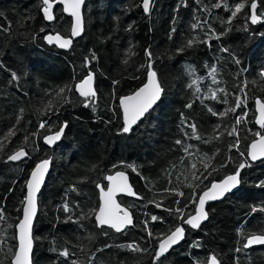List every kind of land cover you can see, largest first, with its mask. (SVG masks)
<instances>
[{"label": "trees", "instance_id": "1", "mask_svg": "<svg viewBox=\"0 0 264 264\" xmlns=\"http://www.w3.org/2000/svg\"><path fill=\"white\" fill-rule=\"evenodd\" d=\"M238 2L246 8L228 23ZM250 2L152 0L145 12L141 0H87L82 9L83 34L68 50H60L43 41L48 32L68 34L71 19L60 7L55 8L54 19L46 22L40 0H0V142L5 145L0 150V209L4 215L0 264H10L25 183L32 164L44 157L51 158L52 167L38 197L33 264H88L89 257L93 264H150L156 237L181 222L175 209H183L184 218L194 212L189 201L200 191L201 182L194 180L192 164L202 179L207 172L201 160L212 158L211 175L203 180L208 183L235 172L247 161L248 143L258 129L253 100L260 97L264 101V77L260 75L264 72V0H256L261 17L256 24L248 18ZM218 3L220 7L215 6ZM211 30L224 34L217 38ZM192 38L200 43L186 47ZM149 63L164 94L128 134L122 133L117 99L144 82ZM213 66L215 81L209 75ZM87 72L95 79V110L86 107L85 98L74 89ZM13 73L19 79L14 80ZM193 79L197 84L190 87ZM65 86L72 91L57 96ZM217 89L224 91H217L218 98L212 99ZM49 101L51 111L45 107ZM209 108L217 113L229 108L236 111L221 118ZM238 116L240 124H236ZM41 121L47 126L40 128ZM62 123H66V132L61 141L45 147L42 136ZM190 124L196 126L195 136ZM13 125L16 135L5 139ZM259 130L264 134V128ZM217 133H222L221 138L211 139ZM237 142L238 147H231ZM20 147L27 158L8 161L7 156ZM114 169L126 170L141 196L140 200L119 197L134 216L133 227L119 233L97 228L94 216L77 221L97 208L96 184ZM240 174L241 187L209 204L206 222L196 229L189 227L185 240L162 257L160 264H207L210 255L219 264H264V245L243 248L249 235L264 234V212L252 211L264 207V160L251 162ZM165 189L175 191L169 194ZM152 216L159 219L152 221ZM131 243L146 251L125 247ZM64 249L69 256L61 255Z\"/></svg>", "mask_w": 264, "mask_h": 264}, {"label": "snow or ice", "instance_id": "2", "mask_svg": "<svg viewBox=\"0 0 264 264\" xmlns=\"http://www.w3.org/2000/svg\"><path fill=\"white\" fill-rule=\"evenodd\" d=\"M62 2L65 4L64 11L70 12L73 19V23L71 26V37H77L80 35L81 31L83 30L82 27V17L80 14V8L81 4L83 3V0H62ZM42 9L43 16L47 21H52L54 19L53 15V3L52 0H42ZM142 6L143 10L145 12L149 11L150 8V0H142ZM216 7H220V4H216ZM246 8V4L244 2H238L234 5L233 10L231 11V16L228 17V23H231L233 18L237 17L238 14L241 13L242 10ZM250 10H251V23L256 24L261 17L257 15V4L256 0H251L250 2ZM192 27L195 29L198 27L197 24H193ZM43 32L44 29H41ZM212 35L219 38V36L223 35L224 33L216 34L214 30H211ZM44 40L48 42V44H55L61 49L69 48V46L72 43V40L70 38H65L61 36L59 33L52 35H45ZM200 43V41H197L195 38L189 39L187 41L186 47L191 48L194 47L195 44ZM180 51H184V49H180ZM223 51H227V49H223ZM127 53L129 56L132 54V49L129 47L127 49ZM149 58H151V53H146ZM95 57L93 56V59ZM234 62L238 65L240 64V60L238 58L233 57ZM91 61L89 60L88 63ZM125 63H127V60H125ZM189 71L191 72V66H187ZM148 81L143 85V87L139 88L137 91H135L132 95L129 96H123L120 97V106L123 110V126L120 129L122 133H129L134 125H137L138 121H141L142 118L146 116L147 113H149L150 109L153 108L155 104H157L158 101L162 99V96L164 94V89L161 85V83L158 80L157 73L152 70V65H148ZM216 67L213 66L209 72V75L212 77V79L215 81L216 76ZM262 77H264V72L260 74ZM12 78L19 79V77L13 73ZM202 79V78H201ZM94 82V76L91 72L88 73L87 76L84 77L83 80H81L79 83H76L74 85V89L76 92L79 93V95L83 98H85L86 107H92L93 110H95V103H96V97L97 92L93 87ZM113 83H116L115 81ZM197 84V79H193L191 82V86H194ZM65 91L71 92L72 87L65 86L59 89V92H57V96H60L61 94L65 93ZM197 91L199 89L197 88ZM217 91L223 92L224 89H217L215 91H212L211 98L217 99ZM51 101H49L48 105H46V109L51 111ZM257 104L259 106V117L257 119V123L261 125L262 128H264V101L257 100ZM240 106V98L237 97V104L236 107ZM190 107V105H189ZM209 112L213 116H219V117H225L228 112H235V108H229L226 109L223 112L217 113L214 112L211 108L208 109ZM241 117L236 118V124L241 123ZM17 123H19V117H17ZM47 126L46 121H41L39 127L44 128ZM192 129V133L195 136L196 134V126L194 124L188 125ZM66 127V124L60 128L59 131L55 132L53 135L46 136L44 139L47 144L52 145L54 142L59 141L61 138L62 133L64 132V129ZM216 128H220V125H216ZM233 131H229L227 134L229 136L233 135ZM16 135L15 125L11 129H9V132L6 134L5 139H11V137ZM222 133H217L215 136H213L211 139H219L221 138ZM256 136L258 137L255 139L252 144L248 148V156L252 161H255L259 158H264V135H261L260 133H256ZM197 139H200V137L196 136ZM25 142L28 140V137H24ZM206 143L208 141H205ZM176 143L179 145L181 144V141L177 140ZM191 147V146H189ZM231 147H238L237 145H231ZM5 148V145L0 142V150H3ZM185 152H188V148H185ZM28 155V153L25 151L24 147H20L18 150L14 151L12 154L7 156L8 161H20L23 158H25ZM206 161V162H205ZM49 159H44L41 162H39L35 168L32 170L30 178L26 182L27 186V194L24 198V201H22L23 205V219L20 220V222L15 226L18 229V239H19V247L16 249H10V253H12V258L10 261V264H31L30 260V253L32 251V244H33V237H32V219L36 215L37 211V193L40 190L41 184L44 181L45 173L49 170ZM201 163L203 165V169L205 172H207V175H203L201 179V175L199 173V170H197V165L195 163L192 164V169L196 170L193 172V178L194 180H198L201 183L203 180H206L208 178V175H211V171H209V167L212 163V158L205 156ZM115 167V166H114ZM246 167L245 164L241 163L239 165V168L235 172V174L226 176L223 180L220 181H213L211 183V187L207 188V190L203 191L202 194H199L198 199L199 203L196 208V214L189 216L187 219L184 218V211L181 208L175 209V214L178 215L181 219V222L183 225H189L191 228L196 229L201 225V222L206 220L208 218V213L205 210V204L208 201H215L222 197H224L226 194L233 191V189L237 188V186L241 183L240 179V169H243ZM135 170V169H133ZM215 169H212L214 171ZM106 179L109 181L107 191L104 190L100 185H97L98 188H100V204L99 209L95 210L93 209L89 213H87L84 216L77 217V221L87 219L88 216H94L95 220V226L101 230L104 229L105 226H107L109 229L115 230V232H121L124 230L127 226L132 225L133 220L130 212L127 209H121L119 204L115 201V196L117 193H124L126 192L130 196H135L136 193L132 192L131 187L129 186L127 182V177L123 172H116L115 175H109L106 177ZM199 186V185H197ZM261 186H264V181L261 182ZM166 192L169 194H172L175 189H165ZM178 195L183 196V192H179ZM195 195V193H194ZM179 204L180 202L177 201ZM155 206L157 208L161 207L160 203H156ZM187 207V205H185ZM262 211L264 212V207H261L259 209L253 208L252 211ZM64 211H69L68 204L64 205ZM169 212H172V209H168ZM4 219L3 210L0 209V220ZM69 219H72V217H69ZM152 221H156L159 218L157 216L151 217ZM145 228L148 226V222L145 221ZM107 235V233H105ZM149 237L153 236V233L151 231H148ZM185 236V228L183 226H177L173 231H171L169 234H161L156 237L158 240V245L155 248L154 254L152 255L150 264H160L161 258L165 256L166 253L174 246L177 245ZM254 245H264V234H252L249 235L246 239V243H244L243 248L247 249ZM197 247L199 245H196ZM105 247H108V245H105ZM128 249L132 251H146V249H142L139 247V245H136L135 243H131L126 245ZM101 249H96V251H100ZM237 252L241 251V249H236ZM68 249H64L61 252V255L63 256H69ZM95 252L92 253V256H95ZM75 264V262H73ZM88 264H93L92 258H88ZM208 264H219L217 261V258L215 255L211 256L209 258Z\"/></svg>", "mask_w": 264, "mask_h": 264}, {"label": "water", "instance_id": "3", "mask_svg": "<svg viewBox=\"0 0 264 264\" xmlns=\"http://www.w3.org/2000/svg\"><path fill=\"white\" fill-rule=\"evenodd\" d=\"M41 2H42V0H40ZM151 1L152 0H150V5H151ZM86 2V0H83V3L81 4V8H80V14H81V17H82V27H83V22H84V20H83V16H82V7H83V5H84V3ZM52 3H53V12H54V7L58 4V3H60L61 5H62V11L66 14V15H68V16H70L71 18H72V22H71V25H70V35L69 36H66V35H63V34H61V33H59L61 36H63V37H65V38H70L71 40H72V43H73V39H75V38H77V37H71V26H72V23H73V17H72V15H71V13L70 12H66V11H64V8H65V4L62 2V0H53L52 1ZM256 4H257V2H256ZM141 6H142V3H141ZM142 8H143V6H142ZM257 8H258V4H257ZM250 15H251V10H250V4H249V21L251 22V19H250ZM258 15V14H257ZM42 16H43V12H42ZM259 16V15H258ZM43 18H44V16H43ZM44 20L46 21V22H51V21H47L45 18H44ZM260 21V20H259ZM83 32V30L81 31V33ZM58 32H48V33H45L44 34V36L45 35H49V34H52V35H55V34H57ZM81 33H80V35H81ZM79 35V36H80ZM44 36H43V41H44V43L46 44V45H48V46H55L57 49H61V48H59L57 45H55V44H48V42L46 41V40H44ZM72 43H71V45L69 46V48L72 46ZM69 48H65V49H61V50H68ZM150 64V63H149ZM148 64V65H149ZM148 66H147V70H146V73H145V80H144V82L135 90V91H137L139 88H141V87H143V85L145 84V83H147V81H148ZM152 70H154L153 69V67H152ZM155 71V70H154ZM156 72V71H155ZM88 73L89 72H87V74L86 75H84L83 77H81L79 80H77L76 82H75V84L76 83H79L81 80H83L84 79V77L85 76H87L88 75ZM92 73V72H91ZM93 74V73H92ZM158 77V76H157ZM159 80V79H158ZM160 82V81H159ZM93 87H94V89H95V83L93 82ZM76 93H78V92H76ZM134 93V92H133ZM132 93V94H133ZM79 94V93H78ZM132 94H130V95H132ZM129 96V95H128ZM257 100H260V101H263L260 97H257V98H255L254 99V101H253V106H254V111H255V117H254V122H255V124H256V126L257 127H259V128H262L261 127V125L259 124V123H257V119H258V117H259V106H258V104H257ZM120 109H121V117H122V123H123V110H122V108H121V106H120ZM143 119V118H142ZM139 122V121H138ZM64 126V125H63ZM135 126V125H134ZM133 126V127H134ZM60 130V129H59ZM58 130V131H59ZM54 134V133H53ZM53 134H50V135H53ZM50 135H48V136H50ZM62 136V135H61ZM255 140V139H254ZM254 140H252L249 144H248V146H247V156H248V148H249V146L252 144V142L254 141ZM58 141H56V142H54V144L55 143H57ZM44 143L47 145V146H53L54 144H52V145H49V144H47L46 143V141H45V139H44ZM24 159V158H23ZM248 160L249 161H251V162H254V163H257V162H260V161H262V160H264V158H259V159H257V160H255V161H252L251 159H250V157L248 156ZM13 163H16V162H19V161H12ZM243 164H245L246 165V162L245 161H243L242 162ZM50 164V163H49ZM238 168H239V166H238ZM237 168V169H238ZM237 169H236V171H237ZM33 170V169H32ZM32 170H31V172H32ZM235 171V172H236ZM240 171H241V169H240ZM31 172H30V174H29V177L27 178V180L30 178V175H31ZM235 172L234 173H232V174H235ZM48 173V172H47ZM47 173H45V176H44V180H45V177H46V175H47ZM232 174H228V175H226V176H229V175H232ZM225 176V177H226ZM225 177H223V178H221L220 180H223ZM220 180H215V181H220ZM127 182H128V180H127ZM43 183H44V181L42 182V184H41V187H40V189L42 188V186H43ZM128 184H129V182H128ZM26 186V185H25ZM130 186V185H129ZM240 186V184L237 186V188H235V189H233V191L234 190H236V189H238V187ZM211 187V186H210ZM99 189V199H100V188H98ZM40 191V190H39ZM105 191H107V189L105 190ZM39 193V192H38ZM38 193H37V211H36V215H37V212H38ZM26 194H27V186H26ZM122 194H124V195H128L126 192H124V193H117L116 195H122ZM202 194V193H201ZM229 194V193H228ZM228 194H226V195H228ZM225 195V196H226ZM26 196V195H25ZM128 196H130V195H128ZM224 196V197H225ZM224 197H222V198H220V199H218V200H221V199H223ZM115 201H116V199H115ZM208 202H211V201H208ZM198 203H199V199H198ZM198 203H197V206H198ZM207 203V202H206ZM206 205V204H205ZM121 208V207H120ZM206 208V207H205ZM121 209H125V208H121ZM128 210V209H127ZM129 212H130V210H128ZM130 214H131V216H132V213L130 212ZM36 215L33 217V219H32V237H33V223H34V220H35V217H36ZM21 219H23V207H22V217H21ZM20 219V220H21ZM94 219H95V217H94ZM133 220V219H132ZM20 222V221H19ZM203 222V221H202ZM201 222V223H202ZM173 231V230H172ZM16 241H17V246H16V248H18L19 247V239H18V236H19V233H18V229L16 228ZM247 239V238H246ZM245 243H246V240H245ZM175 246V245H174ZM173 246V247H174ZM254 246H260V245H254ZM33 247H34V240H33V244H32V251H31V253H30V260H31V264H33V261H32V252H33ZM172 247V248H173ZM252 247V246H251ZM171 248V249H172ZM170 249V250H171ZM169 250V251H170ZM168 251V252H169ZM167 254V253H166ZM165 254V255H166ZM218 261V260H217Z\"/></svg>", "mask_w": 264, "mask_h": 264}, {"label": "flooded vegetation", "instance_id": "4", "mask_svg": "<svg viewBox=\"0 0 264 264\" xmlns=\"http://www.w3.org/2000/svg\"><path fill=\"white\" fill-rule=\"evenodd\" d=\"M53 1V0H52ZM57 7H60L61 8V5H56ZM82 9H83V7H82ZM61 11H62V8H61ZM63 12V11H62ZM63 14L65 15V13L63 12ZM53 47H55V46H53ZM56 48V47H55ZM83 77V76H82ZM94 83H95V79H94ZM95 90H96V87H95ZM125 95H127V94H123V95H120L119 97H118V99H117V107H118V110H119V114H120V122H121V111H120V108H119V104H118V100H119V98L120 97H122V96H125ZM80 96V95H79ZM121 128H122V123H121ZM56 130H58V129H56ZM56 130H54V131H56ZM54 131H51V132H47L46 134H44L43 136H45V135H47V134H49V133H52V132H54ZM42 136V137H43ZM41 140H42V138H41ZM61 141V140H60ZM59 141V142H60ZM42 142V141H41ZM58 142V143H59ZM43 144V143H42ZM44 145V144H43ZM56 145V144H55ZM45 147H48V146H46V145H44ZM32 158V157H31ZM31 158H29L28 159V162H29V160H31ZM44 158H49V157H44ZM44 158H40V159H38L37 161H35L33 164H32V166H31V168H30V172H31V170H32V168L34 167V165L38 162V161H40L41 159H44ZM260 163V162H259ZM51 167H52V164H51ZM50 170H51V168H50ZM50 170H49V173H50ZM119 171H122V172H124V173H126L127 175H128V177H129V180H130V183H131V179H130V174L126 171V170H124V169H114V170H112L111 172H109V173H107V174H105L104 175V178H103V180L101 181V182H98V183H101V185H102V187L104 188V189H106L107 188V185H108V183H107V181H106V176L107 175H112V174H114V173H116V172H119ZM29 172V173H30ZM49 173H48V175H49ZM233 173V172H232ZM29 175V174H28ZM241 175V174H240ZM48 177V176H47ZM47 179V178H46ZM240 179H241V176H240ZM213 181H215V180H211V181H209L208 183L207 182H205V181H203L202 183H200V191L194 196V197H192V199L189 201V204H193V213L190 215V216H192V215H195L196 214V208H197V203H198V196H199V194H201L202 193V191H204L205 189H207L209 186H210V184L213 182ZM97 183V184H98ZM97 184H96V190H97V196H98V189H97ZM132 185V184H131ZM241 187V183H240V186L238 187V189ZM238 189H236L235 191H237ZM135 190V189H134ZM235 191H233V192H235ZM41 192V191H40ZM136 192V191H135ZM232 192V193H233ZM137 193V192H136ZM138 194V193H137ZM231 194V193H230ZM139 195V194H138ZM121 196H125V195H118L117 197H116V200H117V202H118V204L121 206V207H123V208H126V209H128V210H130L125 204H123L122 202H120L119 201V197H121ZM140 196V195H139ZM38 197H39V195H38ZM128 197V196H127ZM128 198H132V197H128ZM132 199H136V200H140L141 199V196H140V198H132ZM99 196H98V206H99ZM38 204H39V202H38ZM208 205L209 204H207L206 205V211H207V207H208ZM98 206H97V208L95 209V210H97L98 209ZM130 212L132 213V211L130 210ZM189 216H186L185 217V219H187ZM132 219H133V223H132V225L131 226H127L125 229H127V228H130V227H133V225H134V216H133V213H132ZM93 220H95L94 219V217H93ZM177 226H183L184 228H185V235H186V233H187V229L190 227L189 225H183L182 224V222H179V223H176V225L170 230V231H172L175 227H177ZM104 228H107V229H109L108 227H104ZM124 229V230H125ZM109 230H111L112 232H114L112 229H109ZM123 230V231H124ZM122 232V231H121ZM116 233V232H115ZM169 233V232H168ZM167 233V234H168ZM149 238V237H148ZM185 240V237H184V239L179 243V244H177V245H175L172 249H175V248H177V246L178 245H180L183 241ZM157 245H158V241H157ZM157 245H156V247H157Z\"/></svg>", "mask_w": 264, "mask_h": 264}, {"label": "bare ground", "instance_id": "5", "mask_svg": "<svg viewBox=\"0 0 264 264\" xmlns=\"http://www.w3.org/2000/svg\"><path fill=\"white\" fill-rule=\"evenodd\" d=\"M58 4L61 5L60 3H58ZM58 4H57V5H58ZM61 8H62V5H61ZM60 50H61V49H60ZM133 92H135V91H133ZM133 92H132V93H133ZM132 93H130V94H132ZM77 94H78V93H77ZM130 94H127V95H125V96H128V95H130ZM78 95H79V94H78ZM122 97H123V96H122ZM119 101H120V98H119V100H118V104H119V108H120V102H119ZM155 105H156V104H155ZM155 105H154V106H155ZM154 106H153V107H154ZM120 111H121V109H120ZM150 111H151V109H150ZM150 111H149V112H150ZM147 114H149V113H147ZM147 114H146V115H147ZM121 116H122V115H121ZM139 122H140V121H139ZM139 122H138V123H139ZM121 123H122V117H121ZM138 123H137V124H138ZM65 124H66V123H62V124L60 125V127L58 128V130H59L63 125H65ZM122 126H123V123H122ZM134 127H135V126H134ZM134 127H133V128H134ZM133 128H132V129H133ZM58 130H56V131H54V132H52V133H49V134L43 136V137H42V140H41L42 143H43L44 145H46V144L44 143V138H45L46 136L50 135V134H53V133L57 132ZM65 132H66V127H65V129H64V132L62 133V136H61L60 140L63 138ZM126 134H128V133H126ZM60 140H59V141H60ZM59 141H58V142H59ZM58 142H57V143H58ZM57 143H55V144H57ZM55 144H54V145H55ZM54 145H53V146H54ZM46 146H47V145H46ZM48 147H52V146H48ZM26 158H27V156H26L24 159L20 160V161H23V160H25ZM44 159H49V161H50V164H49V170H50V168H51V164H52V160H51V158H44ZM44 159H41L40 161H38V162L34 165V167H33L32 169H34L35 166H36L39 162H41L42 160H44ZM20 161H19V162H20ZM11 162H12V161H11ZM16 163H17V162H16ZM49 170H48V173H49ZM241 170H242V169H241ZM119 172H122V171H119ZM48 173H47V175H46V177H45V180H44L43 186H44V184H45V181H46V178H47V176H48ZM123 173H124V172H123ZM233 173H234V172H233ZM240 173H241V171H240ZM29 174H30V173H29ZM124 174H125V176L127 177V180H128V182H129V185H130V187H131L132 192L136 193L135 190H134V187H133V186L131 185V183H130V180H129L128 175H127L126 173H124ZM230 174H232V173H230ZM112 175H115V173L112 174ZM107 176H109V175H107ZM107 176H106V177H107ZM28 177H29V175H28ZM28 177H27V178H28ZM106 181H107V183L109 184V181H108L107 179H106ZM26 182H27V180H26ZM25 185H26V183H25ZM97 185H100V186L102 187L101 183H98ZM43 186H42V188H43ZM210 186H211V184H210ZM210 186H209L208 188H210ZM107 187H108V185H107ZM42 188L40 189V191L42 190ZM102 188H103V187H102ZM97 189H98V187H97ZM106 189H107V188H106ZM106 189H104V190H106ZM205 190H207V189H205ZM205 190H204V191H205ZM40 191H39V193H40ZM234 191H235V190H234ZM202 192H203V191H202ZM232 192H233V191H232ZM232 192H230V193H232ZM39 193H38V195H39ZM25 195H26V186H25ZM122 195H124V194H122ZM98 196H99V189H98ZM117 196H118V195L115 196V199H116ZM125 196H128V195H125ZM128 197L137 198V199L140 198V196H139L137 193H136L135 196H128ZM24 198H25V196H24ZM99 200H100V199H99ZM221 200H222V199H221ZM221 200H215V201L207 202L206 205H207V204L214 203V202H218V201H221ZM23 201H24V200H23ZM116 203L118 204L117 200H116ZM99 204H100V201H99ZM206 205H205V207H206ZM119 206H120V205H119ZM22 207H23V205H22ZM120 207H121V206H120ZM121 208H123V207H121ZM98 209H99V206H98ZM98 209H97V210H98ZM125 209H126V208H125ZM205 210H206V208H205ZM38 212H39V204H38ZM38 212H37V214H38ZM36 216H37V215H36ZM21 217H22V208H21V215H20V218H19L18 222L16 223V225L19 223ZM35 219H36V217H35ZM207 219H208V218H207ZM207 219H206V220H207ZM206 220H204L202 223L206 222ZM34 222H35V220H34ZM202 223H201V224H202ZM16 225H15V226H16ZM129 226H131V225H129ZM33 227H34V223H33ZM105 227H107V226H105ZM112 230H113V229H112ZM113 231L115 232V230H113ZM122 231H123V230H122ZM116 233H119V232H116ZM15 235H16V227H15ZM15 237H16V236H15ZM33 240H34V237H33ZM182 240H183V239H182ZM182 240H181V241H182ZM181 241H180V242H181ZM180 242H179V243H180ZM16 246H17V241H16ZM260 246H262V245H260ZM252 247H253V246H252ZM15 249H16V248H15ZM33 251H34V247H33ZM32 258H33V252H32Z\"/></svg>", "mask_w": 264, "mask_h": 264}, {"label": "rangeland", "instance_id": "6", "mask_svg": "<svg viewBox=\"0 0 264 264\" xmlns=\"http://www.w3.org/2000/svg\"><path fill=\"white\" fill-rule=\"evenodd\" d=\"M86 1H87V0H86ZM151 2H152V1H151ZM41 3H42V2H41ZM141 3H142V0H141ZM42 7H43V5H42ZM56 7H57V6L54 7V10H55ZM141 7H142V6H141ZM150 7H151V5H150ZM41 9H42V8H41ZM149 10H150V8H149ZM148 12H149V11H148ZM41 15H42V11H41ZM82 16H83V14H82ZM42 17H43V16H42ZM248 18H249V16H248ZM43 19H44V18H43ZM70 19H71V22H72V18H71V17H70ZM83 20H84V19H83ZM71 22H70V25H71ZM69 28H70V27H69ZM83 32H84V28H83ZM83 32H82L81 34H83ZM69 35H70V30H69V32H68V34H67L66 36H69ZM75 39H76V38H75ZM73 41H74V39H73ZM254 99H255V98H254ZM261 99H262V98H261ZM253 101H254V100H253ZM253 109H254V106H253ZM254 112H255V111H254ZM254 117H255V114H254ZM254 117H253V120H254ZM254 124H255V122H254ZM255 125H256V124H255ZM256 127H257V126H256ZM257 128H258V129H256V131H255V136H256V133H260L261 135H264V134L259 130V127H257ZM257 138H258V137L256 136L254 139H257ZM254 139H252V140H254ZM252 140H251V141H252ZM251 141H250V142H251ZM250 142H249V143H250ZM249 143H248V144H249ZM247 158H248V156H247ZM242 162H243V161H242ZM242 162H241V163H242ZM245 162L247 163V161H245ZM241 163H240V164H241ZM250 163H251V162H249L248 164H250ZM248 164H247V165H248ZM237 168H238V166H237ZM237 168H236V169H237ZM235 171H236V170H235ZM228 195H230V193H229ZM226 196H227V195H226ZM224 198H225V197H224Z\"/></svg>", "mask_w": 264, "mask_h": 264}]
</instances>
